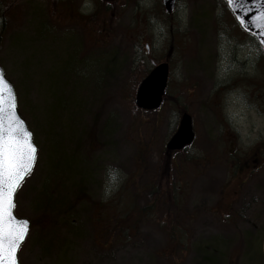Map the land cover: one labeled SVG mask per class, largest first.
I'll return each instance as SVG.
<instances>
[{
	"label": "rangeland",
	"instance_id": "rangeland-1",
	"mask_svg": "<svg viewBox=\"0 0 264 264\" xmlns=\"http://www.w3.org/2000/svg\"><path fill=\"white\" fill-rule=\"evenodd\" d=\"M105 2L15 0L6 20L0 63L38 149L15 200L32 223L20 264H264L260 47L224 0H179L174 26L134 20L143 5L160 18L159 0ZM165 59L162 108L137 109L142 76ZM185 112L195 141L172 159L165 146ZM239 124L257 138L243 143ZM167 156L178 197L172 239L162 208L134 231L129 207L155 204L146 193L154 180L166 193ZM120 205L130 239L113 233Z\"/></svg>",
	"mask_w": 264,
	"mask_h": 264
},
{
	"label": "snow or ice",
	"instance_id": "snow-or-ice-1",
	"mask_svg": "<svg viewBox=\"0 0 264 264\" xmlns=\"http://www.w3.org/2000/svg\"><path fill=\"white\" fill-rule=\"evenodd\" d=\"M236 2L228 0L229 4ZM6 83L0 75V264H18L16 253L27 234L28 221L14 215V194L32 171L36 147L31 133L15 113V94L11 87L5 98Z\"/></svg>",
	"mask_w": 264,
	"mask_h": 264
},
{
	"label": "water",
	"instance_id": "water-1",
	"mask_svg": "<svg viewBox=\"0 0 264 264\" xmlns=\"http://www.w3.org/2000/svg\"><path fill=\"white\" fill-rule=\"evenodd\" d=\"M225 2L227 3L230 11L232 12L233 16L235 17L236 21L241 26V28L246 33L252 35L257 40V42L259 43V45L261 46L264 52V15H262V13H264V0H237L235 4H229L228 0H225ZM176 4H177V0H163L165 11L168 14H171L175 10ZM0 75H2L7 82L4 85V95L5 98H7L9 94L8 93L9 87H11L13 91L14 88L12 84L6 79L4 75V71L1 68V66H0ZM168 79H169V64L167 62H163L155 66L138 86L135 96L136 108L147 112L159 110L163 104V98L167 92ZM15 104H16V96H15ZM15 113L17 116H19L17 107H15ZM19 118L20 120H22L20 116ZM23 126L27 128V125L24 121H23ZM194 139H195V132L193 129L192 117L189 114L185 113L182 115L179 121V126L176 132L168 140L166 144V150L169 154L175 151H181L187 146H190L193 143ZM31 140H32V133H31ZM36 155H37V148H36ZM27 176L28 175L24 177L23 181L26 179ZM16 192L14 194V201H15ZM13 213H14V209H13ZM29 230H30V222L28 221L27 234L25 235L23 241L20 242V247L26 241ZM19 249L17 250L16 253L17 260H18ZM18 264H19V260H18Z\"/></svg>",
	"mask_w": 264,
	"mask_h": 264
},
{
	"label": "trees",
	"instance_id": "trees-1",
	"mask_svg": "<svg viewBox=\"0 0 264 264\" xmlns=\"http://www.w3.org/2000/svg\"><path fill=\"white\" fill-rule=\"evenodd\" d=\"M15 0H0V50L2 48V42H3V39L5 37V34H6V20H7V17L8 15H10V13H12V10L14 9V6H15ZM60 4H63V1L62 0H53V7H58ZM151 69H147L144 73V76H146L149 71ZM264 87V86H263ZM183 114V113H182ZM177 154V153H176ZM176 154H173V158L174 159V155ZM170 157H164V168L165 170L162 171V175H163V179L165 180L166 182V188H167V191L166 193L162 194L161 193V190H160V186L159 184L157 183V185L155 186V180L152 181L150 184H148L147 186V192L146 193H149L148 197H153L155 196V204L153 205L150 201H148L147 203H145V206L140 208L137 206V201L136 202H131L129 203V207H130V212L131 214H134L135 215V218L131 221V226H132V229L134 231H138L137 229V225H139V223H141L142 219L145 217V216H155L156 215V212H155V209L156 208H162L164 210V212L166 213L163 217V223L164 224H168L170 226H172L173 228L171 229L172 230V236H170V239L174 238V199L178 198L176 196H174V182H170V176L172 175L171 173L174 171V161L171 159ZM140 161L142 163H144L145 165V157L143 155H141V158H140ZM158 175V174H157ZM158 178H160V176L158 175ZM137 179H134L132 180L131 183L135 182ZM138 195H139V190H138ZM167 195V197L169 199H172V204L171 205H168L167 204V201H166V197L165 196ZM139 200V199H137ZM177 202V200L175 201ZM162 203L163 205H158ZM165 205V206H164ZM138 207V208H137ZM173 208V212L168 215V212L170 211V209ZM122 209V205L118 206V210L116 209V214L114 216V219H115V229H114V234H118V235H124L126 238L130 239L132 238V232H129L126 229V227L122 226V224H120L119 222L123 221V219H125V216L123 214V212L121 211ZM104 216V215H103ZM167 218V220H166ZM121 225V226H120Z\"/></svg>",
	"mask_w": 264,
	"mask_h": 264
},
{
	"label": "flooded vegetation",
	"instance_id": "flooded-vegetation-1",
	"mask_svg": "<svg viewBox=\"0 0 264 264\" xmlns=\"http://www.w3.org/2000/svg\"><path fill=\"white\" fill-rule=\"evenodd\" d=\"M64 5L68 3V0H62ZM106 3L107 9H110V7H113V5L117 8L120 9V4L123 0H100ZM128 1H132V0H128ZM179 2V0H178ZM178 2H177V6H178ZM143 4H145V2H142ZM98 7V6H97ZM138 7H139V3H138ZM143 8L140 9V18H136L134 20H136L139 24H145L147 23V25H151V26H174V24H176L179 21V18L175 17V14L177 12V7L175 12H172L171 14H168L165 9H164V5H163V0H159L158 2V8L160 10V18H157L155 14H149L145 8L144 5L142 6ZM94 8V6H92V9ZM95 10V9H94ZM93 10V11H94ZM99 10V9H98ZM96 10V12L98 11ZM92 11V12H93ZM95 12V13H96ZM146 25V24H145Z\"/></svg>",
	"mask_w": 264,
	"mask_h": 264
},
{
	"label": "clouds",
	"instance_id": "clouds-1",
	"mask_svg": "<svg viewBox=\"0 0 264 264\" xmlns=\"http://www.w3.org/2000/svg\"><path fill=\"white\" fill-rule=\"evenodd\" d=\"M254 119L256 120L257 128L264 126V117L261 116H255ZM236 131L238 135L241 138V141L245 144L251 143L253 140H255L257 137L250 133L247 126L244 124H239L236 126ZM110 193L106 192L105 195H109Z\"/></svg>",
	"mask_w": 264,
	"mask_h": 264
}]
</instances>
